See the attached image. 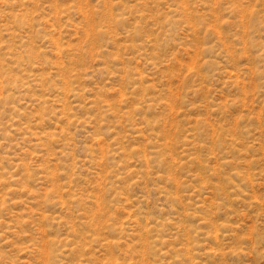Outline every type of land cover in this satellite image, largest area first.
<instances>
[{"label":"rangeland","instance_id":"1","mask_svg":"<svg viewBox=\"0 0 264 264\" xmlns=\"http://www.w3.org/2000/svg\"><path fill=\"white\" fill-rule=\"evenodd\" d=\"M0 264H264V0H0Z\"/></svg>","mask_w":264,"mask_h":264}]
</instances>
